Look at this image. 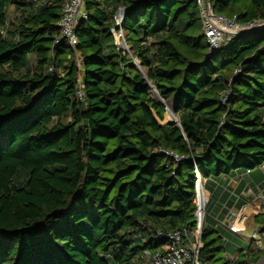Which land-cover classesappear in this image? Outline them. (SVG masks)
Returning a JSON list of instances; mask_svg holds the SVG:
<instances>
[{
	"label": "trees",
	"instance_id": "1",
	"mask_svg": "<svg viewBox=\"0 0 264 264\" xmlns=\"http://www.w3.org/2000/svg\"><path fill=\"white\" fill-rule=\"evenodd\" d=\"M63 4L0 0V264H144L195 226L196 167L201 264L257 263L250 244L228 257L222 188L264 165V25L212 51L196 0H84L73 47ZM213 7L264 21V0ZM120 9L131 54L115 43Z\"/></svg>",
	"mask_w": 264,
	"mask_h": 264
},
{
	"label": "built area",
	"instance_id": "2",
	"mask_svg": "<svg viewBox=\"0 0 264 264\" xmlns=\"http://www.w3.org/2000/svg\"><path fill=\"white\" fill-rule=\"evenodd\" d=\"M216 0H196L199 15L202 24V31L210 50L219 49L228 38L226 31L245 32L264 25L263 20L251 22L248 24H239L235 19L227 17L214 11V3ZM213 7V12H211ZM124 9H120L115 15V21L118 26L113 30L115 43L118 47L124 49L131 54L129 46L125 41V31L121 27L124 19ZM87 12L84 8V0H64L62 17L59 22L61 28V38L67 40L71 46L76 47L78 37L76 28L80 19L86 18ZM138 64V62H136ZM79 64V63H78ZM80 67V64H79ZM138 67H142L138 64ZM81 84V79H79ZM83 97V91L78 92ZM179 162L184 159L183 156L168 152ZM195 188H196V224L193 228H178L167 233V239L161 248L154 254L146 251L142 258L144 264H201L200 249L202 246V233L205 226L206 204L208 202L207 190L205 189L206 178L202 176L199 169L195 168ZM201 196L203 197V206H201Z\"/></svg>",
	"mask_w": 264,
	"mask_h": 264
},
{
	"label": "rangeland",
	"instance_id": "3",
	"mask_svg": "<svg viewBox=\"0 0 264 264\" xmlns=\"http://www.w3.org/2000/svg\"><path fill=\"white\" fill-rule=\"evenodd\" d=\"M77 62L79 64L81 62L79 54L77 55ZM171 117L172 111L169 110L166 116V122L170 121L172 119ZM262 170L258 169L250 175L246 173V175L248 174L246 180H251L254 186H249L250 183H248L246 187V184L243 187H239V179L241 178L239 176L228 180L230 181V188L227 189V186H223L222 188L228 195L223 205L227 211L223 223H227V228L235 234L228 233L226 236L229 240H236L238 238L236 240L238 246L231 244L230 256L228 257L230 259H236L239 249L250 244V248L262 257L257 263H253L250 259V252L246 251L248 254L245 258L249 264H264V235H260L262 234L261 231L263 230L262 227H264V222H258L256 220L258 216L264 218V186L261 184L260 187H257L256 185L259 178L264 175V165L262 166ZM206 195L209 200L210 192L207 191ZM237 199L244 202L245 205L242 208L237 206ZM212 211H214V208ZM212 222H215V219H212ZM218 223L220 224V222ZM215 224H217V222H215ZM143 263H145V261Z\"/></svg>",
	"mask_w": 264,
	"mask_h": 264
},
{
	"label": "crops",
	"instance_id": "4",
	"mask_svg": "<svg viewBox=\"0 0 264 264\" xmlns=\"http://www.w3.org/2000/svg\"><path fill=\"white\" fill-rule=\"evenodd\" d=\"M262 171H263V170H262ZM251 174H252V173H251ZM247 175H248V174H247ZM247 175L244 174V173L238 172V173L235 174L234 178L240 176L241 178H240L239 180H240V182L243 181V182L246 183L245 187L248 185V183H250L249 186H254L253 183H251V180H248V181L246 180ZM249 175H250V174H249ZM224 182H225V180H224ZM224 182H223V183H224ZM229 183H230V181H229ZM261 184H262V183H257V182H256L257 187H260ZM223 224H224V223H223Z\"/></svg>",
	"mask_w": 264,
	"mask_h": 264
},
{
	"label": "water",
	"instance_id": "5",
	"mask_svg": "<svg viewBox=\"0 0 264 264\" xmlns=\"http://www.w3.org/2000/svg\"><path fill=\"white\" fill-rule=\"evenodd\" d=\"M211 12H213V7H211ZM227 34L229 35H239V34H242V32H230V31H226ZM154 91L156 92V90L154 89ZM172 119L168 122H173L176 120L175 116H174V113L172 112ZM174 118V119H173Z\"/></svg>",
	"mask_w": 264,
	"mask_h": 264
},
{
	"label": "bare ground",
	"instance_id": "6",
	"mask_svg": "<svg viewBox=\"0 0 264 264\" xmlns=\"http://www.w3.org/2000/svg\"><path fill=\"white\" fill-rule=\"evenodd\" d=\"M201 206H203V197L201 196Z\"/></svg>",
	"mask_w": 264,
	"mask_h": 264
}]
</instances>
